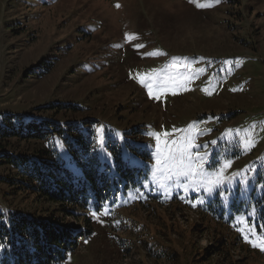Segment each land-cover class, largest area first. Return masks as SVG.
<instances>
[{"label": "rangeland", "instance_id": "374dc122", "mask_svg": "<svg viewBox=\"0 0 264 264\" xmlns=\"http://www.w3.org/2000/svg\"><path fill=\"white\" fill-rule=\"evenodd\" d=\"M198 2L210 6L0 0V117L91 129L102 161L109 142L138 147L128 163L151 155L143 190L80 209L92 233L63 264H165L145 256L156 242L176 264H264V0ZM49 142L10 138L0 153ZM14 173L0 165V218L45 217L55 206L32 202Z\"/></svg>", "mask_w": 264, "mask_h": 264}, {"label": "trees", "instance_id": "16d2710c", "mask_svg": "<svg viewBox=\"0 0 264 264\" xmlns=\"http://www.w3.org/2000/svg\"><path fill=\"white\" fill-rule=\"evenodd\" d=\"M29 73L38 72L32 69ZM67 106L75 108L60 104L47 108ZM140 130L137 127L130 132ZM10 138L51 141L48 149L38 148L32 154L2 152L0 165H10L15 170L10 182L17 185L19 191L33 196L32 202L44 201L55 207L46 210L45 217L14 214L9 221L0 218V264H63L80 240L92 233L91 218L80 209L96 211L103 203L126 195L128 190H138L136 187L143 183L146 163L151 160L149 152L140 148L146 161L141 166L136 162L128 163L127 155L137 152L138 147L128 142L124 146L109 142L105 146L112 160L102 161L97 154L93 130L69 123L23 121L19 114L0 117V140L4 142ZM57 138L62 141L61 149L55 146ZM140 188L143 190V185ZM147 194L151 195L148 191ZM261 214L264 216V208ZM71 216H81L83 225L69 221L67 217ZM219 241L221 244L222 238ZM206 252L210 253L208 249ZM145 256L165 264H176L179 254L175 248L156 242L147 245ZM179 264L188 263L179 260Z\"/></svg>", "mask_w": 264, "mask_h": 264}, {"label": "snow or ice", "instance_id": "6c2138e0", "mask_svg": "<svg viewBox=\"0 0 264 264\" xmlns=\"http://www.w3.org/2000/svg\"><path fill=\"white\" fill-rule=\"evenodd\" d=\"M190 2H192V3H195L196 4V6L197 7H206V6H210V5H207V4H204V3H199L198 2V0H190ZM215 2L216 3H218L219 2V0H215ZM117 6H119V5H117ZM126 35H128V34H126ZM138 47H142V45H137ZM141 82L143 83V80H141ZM151 94V93H150ZM100 130H98V132H99ZM157 135V138H159V135L160 134H156ZM101 143H102V138H101V141H100ZM110 155V154H109ZM225 166H228L227 164L225 165ZM191 167V166H190ZM191 171H195V169H191ZM0 246H2V245H0Z\"/></svg>", "mask_w": 264, "mask_h": 264}]
</instances>
